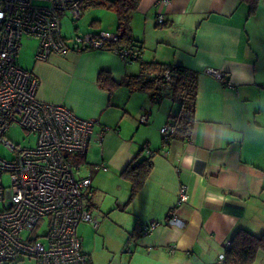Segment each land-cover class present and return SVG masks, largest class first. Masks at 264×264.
<instances>
[{
  "label": "crops",
  "instance_id": "obj_1",
  "mask_svg": "<svg viewBox=\"0 0 264 264\" xmlns=\"http://www.w3.org/2000/svg\"><path fill=\"white\" fill-rule=\"evenodd\" d=\"M158 1L140 0L130 31L143 61L198 72L193 128L184 139L163 146L160 135L177 102L153 103L147 92L124 84L138 73L137 61L125 63L105 49L70 51L34 59L29 70L39 80V99L96 120L87 151L71 157L77 171L83 168L76 178L91 179L88 205L101 212L97 230L87 222L76 228L88 264H224L219 255L237 229L264 234V0L253 15L241 0ZM89 9L81 10L84 23L73 34L117 31L114 11ZM207 67L221 69L228 83L205 74ZM101 71L117 83L111 90L97 81ZM137 157H148L152 167L129 200L131 185L121 173ZM181 185L188 192L183 203ZM171 211L183 226L140 232L150 221L164 223ZM256 258L253 264H264V253Z\"/></svg>",
  "mask_w": 264,
  "mask_h": 264
},
{
  "label": "built area",
  "instance_id": "obj_2",
  "mask_svg": "<svg viewBox=\"0 0 264 264\" xmlns=\"http://www.w3.org/2000/svg\"><path fill=\"white\" fill-rule=\"evenodd\" d=\"M83 1L0 0V264L22 257L33 258L35 264H88L76 228L81 222L94 230L101 225V212L88 205L91 179L76 178L78 165L71 161L87 151L96 120L80 118L67 107L39 99V80L16 60L23 37L37 39L34 59L41 61L53 54L103 49L117 42L116 31L75 32L70 37L60 33V16L68 13L75 22ZM163 22L162 15H157L156 23ZM114 52L130 63L142 57L143 50L136 44ZM204 72L228 83L219 68L207 67ZM165 78L170 80L169 71ZM148 115L149 111L140 115L139 123L146 124ZM13 126L35 133V146L22 147L8 138L6 133ZM106 129L100 128L99 138ZM173 132L170 123L161 127L163 146ZM98 167L106 169L103 164ZM179 188V202H187V187ZM162 224L184 225L171 211L164 223L150 221L140 232L149 235ZM224 247H229V241ZM223 258L224 253L219 255Z\"/></svg>",
  "mask_w": 264,
  "mask_h": 264
},
{
  "label": "trees",
  "instance_id": "obj_3",
  "mask_svg": "<svg viewBox=\"0 0 264 264\" xmlns=\"http://www.w3.org/2000/svg\"><path fill=\"white\" fill-rule=\"evenodd\" d=\"M241 1L248 4L250 15H253L260 3L259 0ZM139 2L140 0H108L104 3L96 0L83 1L81 5L82 12L88 7L104 4L105 7H108L116 14V32L119 35V39L117 42L109 43L103 49L114 52L121 47L138 44L142 50L139 43L133 42L132 32L130 31L131 14L137 9ZM133 61L139 63V71L137 74L125 79L124 84L129 90L147 92L153 103H159L163 98L179 102V110L173 116L172 122H170V125L174 127V132L166 141V145L173 137L184 139V137L189 136L193 128L195 96L198 90V72L184 65L143 61L142 57L135 58ZM166 71H169V81L165 78ZM108 80V74L101 71L97 81H99L101 86L108 85L109 90H111L117 83ZM125 166L121 175L130 182L129 200H132L144 186L152 164L148 157L143 160H139L137 157ZM259 252L264 253V234L256 236L244 229H237L229 240V247L224 251L223 262L224 264H253Z\"/></svg>",
  "mask_w": 264,
  "mask_h": 264
},
{
  "label": "rangeland",
  "instance_id": "obj_4",
  "mask_svg": "<svg viewBox=\"0 0 264 264\" xmlns=\"http://www.w3.org/2000/svg\"><path fill=\"white\" fill-rule=\"evenodd\" d=\"M96 1H102L103 3L108 1V0H96ZM90 8L89 10H93L94 8V12L95 11H99L100 9H105L106 11H111V9H109L108 7H105L104 4H100L97 6H91L88 7ZM88 13V14H87ZM91 13V11H90ZM86 17H88L87 15H89V12L86 11L83 13ZM72 17L71 15H69L68 13H64L60 16V25H61V34H63L64 36L68 37L71 36L74 30V25L78 26L79 28L83 25L84 23V18H79V20L73 22L71 21ZM78 30H82V29H78ZM38 44L37 39L35 38H26L23 37L22 41H21V47L19 54L17 56V64L20 68H22V70H30L31 66H32V62L34 60V54L36 51V45ZM169 99V98H168ZM173 100V99H170ZM176 102V101H175ZM179 104V102H177ZM7 137L10 138L14 143H16L19 146L22 147H32L35 146L34 144H36L37 141V136L35 133L32 132H27L26 130H24L23 128L19 127V126H13L11 127L8 131H7ZM80 173L83 172V168H81V170L79 169ZM79 171H75L76 176H78ZM47 218H45L46 220ZM79 229V228H77ZM40 231H42L41 229H39ZM7 264H35V261L33 258H28V257H22L20 260L16 261V262H9Z\"/></svg>",
  "mask_w": 264,
  "mask_h": 264
}]
</instances>
